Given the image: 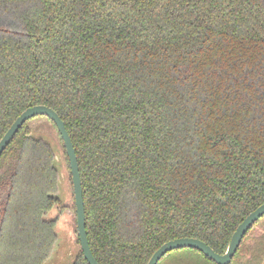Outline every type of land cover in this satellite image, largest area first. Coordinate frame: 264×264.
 <instances>
[{
	"label": "trees",
	"instance_id": "16d2710c",
	"mask_svg": "<svg viewBox=\"0 0 264 264\" xmlns=\"http://www.w3.org/2000/svg\"><path fill=\"white\" fill-rule=\"evenodd\" d=\"M38 104L70 135L98 264L181 237L223 254L264 203V0H0V138ZM32 118L0 154V264H44L58 238ZM252 227L229 264H259L264 231L240 254ZM157 264L216 263L185 247Z\"/></svg>",
	"mask_w": 264,
	"mask_h": 264
},
{
	"label": "water",
	"instance_id": "95a60500",
	"mask_svg": "<svg viewBox=\"0 0 264 264\" xmlns=\"http://www.w3.org/2000/svg\"><path fill=\"white\" fill-rule=\"evenodd\" d=\"M35 116H44L50 119L54 123L57 132L60 135L67 156L69 171L71 175L79 246L88 264H98L90 250L86 235L84 201H83L81 178H80L76 153L70 135L66 130L65 123L57 114V112L51 107L43 104H38L26 108L21 114H19L16 117V119L7 129V131L0 138V154L9 144V142L13 139V137L15 136L17 131L22 127V125L27 120ZM263 215H264V203L259 205L252 212H250L236 227L230 238L227 249L223 254H219L215 252L211 246H209L200 239L193 237H181L163 243L160 247H158L154 251V253L149 258L146 264H157L158 261L167 252L185 247L193 248L202 252L205 256H207L209 259L214 261L216 264H229L246 232Z\"/></svg>",
	"mask_w": 264,
	"mask_h": 264
},
{
	"label": "rangeland",
	"instance_id": "374dc122",
	"mask_svg": "<svg viewBox=\"0 0 264 264\" xmlns=\"http://www.w3.org/2000/svg\"><path fill=\"white\" fill-rule=\"evenodd\" d=\"M31 135L36 138H41L47 142L53 149L55 155V166L58 170V188L56 196L60 200V205L54 206L48 213V218L57 217L56 246L44 264H72L79 245L77 243V224L74 206L73 188L71 175L65 157V149L52 123L44 116H37L28 122ZM264 231V218L260 220L247 233L244 246L240 254L247 253L249 255V246L252 245L251 237L259 235ZM259 264H264V253L259 261Z\"/></svg>",
	"mask_w": 264,
	"mask_h": 264
},
{
	"label": "flooded vegetation",
	"instance_id": "af4514ba",
	"mask_svg": "<svg viewBox=\"0 0 264 264\" xmlns=\"http://www.w3.org/2000/svg\"><path fill=\"white\" fill-rule=\"evenodd\" d=\"M4 193H5V191L3 190V192H1V194H0V202L3 201V197L5 196Z\"/></svg>",
	"mask_w": 264,
	"mask_h": 264
},
{
	"label": "crops",
	"instance_id": "0c3cea01",
	"mask_svg": "<svg viewBox=\"0 0 264 264\" xmlns=\"http://www.w3.org/2000/svg\"><path fill=\"white\" fill-rule=\"evenodd\" d=\"M47 261V260H46Z\"/></svg>",
	"mask_w": 264,
	"mask_h": 264
}]
</instances>
